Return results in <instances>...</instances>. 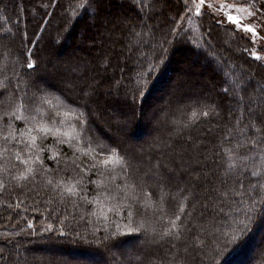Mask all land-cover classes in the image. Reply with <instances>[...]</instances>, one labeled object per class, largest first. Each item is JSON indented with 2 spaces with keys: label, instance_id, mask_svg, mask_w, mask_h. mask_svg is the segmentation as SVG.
<instances>
[{
  "label": "trees",
  "instance_id": "16d2710c",
  "mask_svg": "<svg viewBox=\"0 0 264 264\" xmlns=\"http://www.w3.org/2000/svg\"><path fill=\"white\" fill-rule=\"evenodd\" d=\"M226 1L264 44V0ZM192 12L0 0V264H264V231L246 257L264 228V48ZM61 35L83 39L65 64ZM181 51L206 73L164 91Z\"/></svg>",
  "mask_w": 264,
  "mask_h": 264
},
{
  "label": "rangeland",
  "instance_id": "374dc122",
  "mask_svg": "<svg viewBox=\"0 0 264 264\" xmlns=\"http://www.w3.org/2000/svg\"><path fill=\"white\" fill-rule=\"evenodd\" d=\"M183 1L187 5H189L191 8L192 7L194 8V12H192V14L198 15L197 11H196V8H197V5L200 3V0H183ZM159 7L162 8L163 6H161L160 3H158V8ZM157 10H159V9H157ZM202 11H207V12H209V13L215 15V16H219L220 15L221 18L224 19V21H226V22H227V14H232L234 16L243 18V21H242L243 23L251 24L256 29V34L254 35L252 33L253 36L256 37V38H253L254 42L259 47L264 48V46H262V45H264L263 41H261L262 34L260 32L259 20H258V18L256 16V13L253 10H251L249 7L232 5V4L227 3L226 0H205V3L203 5H201V13H202ZM250 13H251V15H250ZM157 14H161V12H157ZM232 26H235V28L237 29L236 25H232ZM238 30L242 31V32L244 31L242 28L238 29ZM63 37H64V39H63ZM61 41L62 42L60 43V45L57 46V51H56L57 52V58L61 59V64H65V62H67V59L64 58V54L67 51L66 48L71 46L73 44V42H74V44L75 43L82 44L83 39L78 36L74 41L71 40L72 42H70V37L69 36L66 38L65 35L64 36L61 35ZM70 43H71V45H70ZM91 45H92L91 42H89L87 44V46H91ZM94 50H95V48H94ZM115 50H117V46H115V45L113 47H110V49H109L110 52L115 51ZM173 55H174V53L171 54V56H173ZM174 56H177L176 57V62L173 65L174 69H176V72L174 74L175 77H173V80L168 83V85L165 87L164 91L168 90L170 87H175V83L179 84V83L183 82V80H190L191 78H195V73H197V74L198 73L199 74L206 73L204 70L199 69L200 66H202V63L198 62V58L197 57L188 56L187 53H182V51L181 52H177ZM188 59L189 60L193 59V60L197 61L198 63H196V64H199L200 66L197 67L194 64L192 66L190 63H188ZM184 60H187L186 64H185V62H182ZM95 72H97V71H92V73H91L92 76L95 75ZM195 81H197V79H195ZM88 86H89V88L91 90H94L99 85H97L96 82H94V79H93L92 81H90ZM211 90L213 92V89H211ZM164 91H162V92H164ZM202 92H203V94H207V95H209L211 93L209 87L208 88H206V87L203 88ZM170 93H171V89H170ZM160 94L161 93L159 92L157 94V96L160 95ZM152 105H153V103H152ZM146 115H147V113L145 114L143 120H146ZM147 118L149 119V121H151L149 116H147ZM144 124H145V122H144ZM149 125L151 126L152 123L149 122ZM146 128L148 129V131L151 130L150 127H148L147 124H146ZM263 231H264V228H262V227L258 228V230L256 232V238H254V240H253V244L250 247H248L247 255H246L247 259L251 258L256 253V247H258V241L256 239H257V237H259L258 235H260ZM244 263H246V260L244 261Z\"/></svg>",
  "mask_w": 264,
  "mask_h": 264
},
{
  "label": "snow or ice",
  "instance_id": "6c2138e0",
  "mask_svg": "<svg viewBox=\"0 0 264 264\" xmlns=\"http://www.w3.org/2000/svg\"><path fill=\"white\" fill-rule=\"evenodd\" d=\"M205 3V0H200V3L197 5V8H196V11H197V14H200L201 12V5H203ZM251 15V13H250ZM243 18L241 17H237V16H234L232 14H227V22H228V25H236L237 29H243L244 31L246 32H252L254 35L256 34V29L251 25V24H248V23H243ZM247 50V49H245ZM252 56L256 59V60H259L260 57L258 55H256V53H252ZM27 67L29 69H33L34 68V65L29 63L27 65ZM205 115H207V113H205ZM259 117H264V112H261L259 113ZM108 161H104V163H107ZM180 217L177 216L176 219H179ZM29 227H31V224H29Z\"/></svg>",
  "mask_w": 264,
  "mask_h": 264
},
{
  "label": "bare ground",
  "instance_id": "6f19581e",
  "mask_svg": "<svg viewBox=\"0 0 264 264\" xmlns=\"http://www.w3.org/2000/svg\"><path fill=\"white\" fill-rule=\"evenodd\" d=\"M175 63H173V65H174ZM174 68V67H173ZM176 69H174V71H175Z\"/></svg>",
  "mask_w": 264,
  "mask_h": 264
}]
</instances>
